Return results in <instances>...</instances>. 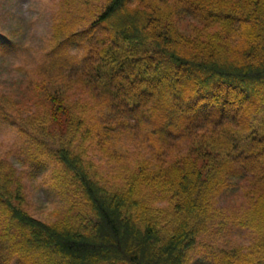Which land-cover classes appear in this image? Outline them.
<instances>
[{"label": "trees", "instance_id": "16d2710c", "mask_svg": "<svg viewBox=\"0 0 264 264\" xmlns=\"http://www.w3.org/2000/svg\"><path fill=\"white\" fill-rule=\"evenodd\" d=\"M50 2L35 50L0 25V119L63 205L0 155V264H264V0Z\"/></svg>", "mask_w": 264, "mask_h": 264}, {"label": "rangeland", "instance_id": "374dc122", "mask_svg": "<svg viewBox=\"0 0 264 264\" xmlns=\"http://www.w3.org/2000/svg\"><path fill=\"white\" fill-rule=\"evenodd\" d=\"M56 0H2V11L0 10V25L5 27H18L26 29L28 44L31 50L39 48L47 35L49 12L51 2ZM5 11H9L6 13ZM17 57V58H16ZM10 56V62L21 58L16 55ZM9 62V63H10ZM1 65V63H0ZM11 67L7 64L2 72L7 73V82L0 83V93L13 92V87L9 86L12 76L17 73L8 72ZM21 139L19 138L17 127L8 120L0 119V155L12 149L14 154L11 157L15 166L23 171V182L25 185L26 209L33 216L39 219H53L55 213L62 208L63 200L60 193L51 186V169L53 163L37 164L26 160V154L20 152ZM14 264V262H13Z\"/></svg>", "mask_w": 264, "mask_h": 264}]
</instances>
